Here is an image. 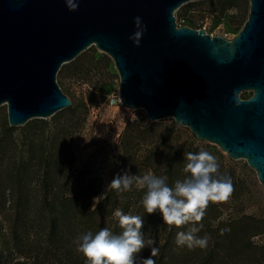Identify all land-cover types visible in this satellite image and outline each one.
<instances>
[{
  "label": "water",
  "instance_id": "1",
  "mask_svg": "<svg viewBox=\"0 0 264 264\" xmlns=\"http://www.w3.org/2000/svg\"><path fill=\"white\" fill-rule=\"evenodd\" d=\"M197 0H0V106L9 127L71 106L56 76L90 47L108 56L120 104L171 118L196 140L244 160L264 190V0L227 40L177 26ZM139 17V21L136 18ZM140 33L137 47L130 37ZM242 92H250L241 99Z\"/></svg>",
  "mask_w": 264,
  "mask_h": 264
},
{
  "label": "trees",
  "instance_id": "2",
  "mask_svg": "<svg viewBox=\"0 0 264 264\" xmlns=\"http://www.w3.org/2000/svg\"><path fill=\"white\" fill-rule=\"evenodd\" d=\"M243 1L205 0L208 6L204 15L211 20V28L222 25L225 33L236 35L247 18V12L241 9ZM233 10L237 13H232ZM179 17L181 26L200 28L184 14ZM98 63L106 64L111 69L109 58L94 51L87 65L92 68ZM65 66L62 65L60 71ZM112 90L111 82L94 85L92 95L83 98L79 105L71 102L70 107L57 112L52 120H29L22 126L18 141L11 139L17 127H9L7 122L1 123L0 264L14 252L18 253L25 244H36V234L31 237V229L34 232L41 230L40 234L51 244L54 240L51 238L74 223L86 225L91 233L107 227L118 235L122 229L113 216L117 208L125 214L142 216L145 221L143 231L157 226L168 234L169 229H176L164 224L159 213H145L140 202L146 190H140L135 185L131 191L124 193L107 188L100 196L102 180L96 171V162L102 153L109 166L108 184L116 175L128 171L140 176L148 172L166 176L169 186H173L175 181L183 180L187 175L183 171L184 153L207 151L218 160L217 175L232 180L234 191L228 200L234 202L236 199L240 192L236 168L223 159L216 147L199 142L187 128L176 126L173 120L164 124L149 122L143 116L126 122L116 146L110 147L103 142H100V146L95 144L99 140L94 139L85 128L87 116L91 108L101 106ZM93 93L99 94L98 101ZM240 95H243L239 96L241 99H248L251 93L242 92ZM79 141L86 143L83 149H86L87 157L84 159L79 158ZM223 209L222 203H210L201 221L203 236L210 237V247L199 264H209L219 248L224 258L221 264H232L241 250L254 248L252 239L255 236L264 234V221L248 214L224 218ZM222 229L229 231L221 234ZM5 231L9 233L8 237L3 234ZM166 237L155 244L158 248V254L153 257L155 264H173L175 261V253L167 250ZM28 241H31L30 245ZM18 254L21 255L13 264H27V253Z\"/></svg>",
  "mask_w": 264,
  "mask_h": 264
},
{
  "label": "rangeland",
  "instance_id": "3",
  "mask_svg": "<svg viewBox=\"0 0 264 264\" xmlns=\"http://www.w3.org/2000/svg\"><path fill=\"white\" fill-rule=\"evenodd\" d=\"M204 1L205 0H197L182 5L174 12L176 23H181V21H179L181 17L179 16L184 14L186 17L193 19V21L197 23V26H200L199 29L204 30L207 34L211 36H220L227 40L233 39L235 34L225 33L222 25L215 29L211 28V20L204 15L205 9L208 6V3ZM248 8V0H244L243 4H241V9H244L245 12L248 13ZM232 13H237V11L233 10ZM94 51L97 50L92 46L82 52L78 60L65 64L66 66L64 70L62 69L61 71H58L56 81L62 92L67 94V97L74 105H79L83 98L87 99L89 95H92L91 93L93 92L94 85H98L103 82H111L113 84L111 94L102 101L101 106L99 108H91L89 110L85 128L87 132L91 133L94 139L99 140L95 141V144H98V146H100V142H103L107 143L110 147H114L118 143L119 136L126 122L145 116V111L143 109L134 110L126 108L118 103L119 77L113 67V63L107 56L111 63V69H109L106 64L102 63H98L94 67L89 68L87 63L90 61L91 54ZM94 95L97 97L96 100L98 101L100 99H98L99 94L95 93ZM240 96L242 97L243 95ZM110 98H115V103L113 105L109 104ZM47 120H52V117ZM171 121V118H166L157 122L169 124ZM2 122H7L5 105L0 106V125ZM22 130V126L17 127L12 134L11 139L13 141H18L22 134ZM202 143L208 144L206 142ZM85 144L86 143L84 142L80 143V141L77 144L80 159L87 157V151L86 149H83ZM216 148L222 154L223 159L236 168V176L240 185V192L237 194L234 202H230L229 200L222 202V206L224 207L223 217H238L242 214H248L255 216L258 220L264 221V190L257 181L254 171L247 166L244 160H232L228 158L225 153L221 152L218 147ZM101 155L102 156L99 157L96 162V171L102 180L100 196L104 195L109 183V166L106 163L105 154L102 153ZM187 227L188 226H184L179 229L176 228V231L169 229L167 234V232H163L161 228L152 226L144 232L154 238L156 243L167 235V250L171 251V253H175L176 255L173 264H199L204 253L209 250V245L206 248L197 247L194 250H189L186 246H177L175 242L176 233L178 231H186ZM99 230L100 229H98L97 232ZM34 231L35 230L31 229L29 233L31 237H34L36 234V244L33 245L31 243L30 245L31 241H28L30 246L25 244L24 247L19 248L18 250V253H27V256L29 257L27 264H86L84 256L77 251L79 238L84 234L89 233V230L86 229V225H82L81 223H74L71 226L67 225L64 231L57 234L55 238H51L54 239L52 244L45 236L40 234L41 230L38 229L36 232ZM201 231L202 232H199L197 235L203 237V234H205L203 228ZM121 232L122 231H120L118 235ZM95 233L96 232H93L92 234ZM3 234L5 237H8L9 233L5 231ZM252 241L255 245L254 248L252 247L247 250H241V252L237 255V259H233L234 263L232 264H264V234L255 236ZM18 253L14 252L11 254L7 261H4L2 264H13L21 255ZM149 253L150 250L145 249L139 255L146 258L149 256ZM222 256L223 253L219 248L217 253H215L211 258L209 264H221L222 262L220 261L224 260Z\"/></svg>",
  "mask_w": 264,
  "mask_h": 264
},
{
  "label": "clouds",
  "instance_id": "4",
  "mask_svg": "<svg viewBox=\"0 0 264 264\" xmlns=\"http://www.w3.org/2000/svg\"><path fill=\"white\" fill-rule=\"evenodd\" d=\"M67 3L72 9L78 7L74 0H67ZM139 19L136 18L137 21ZM140 35L136 33L130 37L137 47ZM184 161L183 171L187 175L183 180L175 181L173 186H169L166 176H156L151 172L140 176L125 171L116 175L107 188L118 193L131 191L134 185L146 190L140 202L146 214L159 213L164 224L178 229L188 226L186 231L176 233L177 246H186L189 250L206 248L210 237L197 235L203 228L200 222L209 204L226 202L234 186L230 177L217 175L219 163L211 153L204 150L185 152ZM113 216L122 229L119 235L104 227L95 234L89 232L79 238L77 251L84 256L86 264H155L153 257L158 254V248L155 247V239L143 231V217L125 214L119 208ZM225 231L229 229H222L221 234ZM145 249L150 250L146 258L139 255Z\"/></svg>",
  "mask_w": 264,
  "mask_h": 264
},
{
  "label": "built area",
  "instance_id": "5",
  "mask_svg": "<svg viewBox=\"0 0 264 264\" xmlns=\"http://www.w3.org/2000/svg\"><path fill=\"white\" fill-rule=\"evenodd\" d=\"M177 26H181V25H180V24H177ZM117 101H118V103H120L119 98H118ZM114 103H115V98H110V99H109V104H110V105H113Z\"/></svg>",
  "mask_w": 264,
  "mask_h": 264
}]
</instances>
